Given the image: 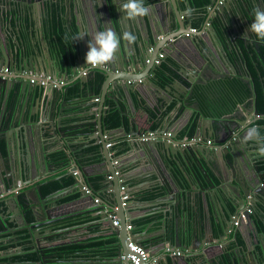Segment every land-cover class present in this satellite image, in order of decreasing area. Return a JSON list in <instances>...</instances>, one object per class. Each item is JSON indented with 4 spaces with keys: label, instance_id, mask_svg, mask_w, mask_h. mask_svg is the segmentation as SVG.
Masks as SVG:
<instances>
[{
    "label": "crops",
    "instance_id": "obj_1",
    "mask_svg": "<svg viewBox=\"0 0 264 264\" xmlns=\"http://www.w3.org/2000/svg\"><path fill=\"white\" fill-rule=\"evenodd\" d=\"M244 1L249 6H256V2H254L255 0ZM125 2H127V0H119L120 5ZM154 2L155 1L153 0H144L145 6L149 8V13L143 17L149 28V35H151L153 40L158 35L163 36V33H160L158 29H156L155 24L161 19L165 11L164 7L159 5H155L153 8H150V5ZM225 2H227V0H225ZM90 3L91 1L87 0L86 6L85 4H82L79 7L70 4V8H68V6H64L63 4L54 5L52 16L55 18L54 20H59V27L61 31H63L67 38L70 39V42L66 41L65 44L61 46V48H58L57 44L52 39V36L54 35L53 31L51 30L52 23L51 18L49 23L45 19L48 16L46 13L45 3H40L42 7L41 14L38 9H36L37 12L34 13L35 20H44L43 26L46 35L43 37V35L38 33V31H35L33 38L28 40L29 44L27 43V50L30 52H33V50H38L39 55H36V57H38L39 61H41L42 53L44 52L42 44L50 42L52 46L51 53L55 59H58L61 70L59 72H52L50 68L46 72L40 71L39 74L47 76L51 79L65 82V86L68 87V93L64 95L63 99V101H65L64 106L66 111L64 114H62V119L65 118V120H67H63L64 125L61 129L63 132L67 131L64 132L66 136L64 140L59 136H57V138L51 136L50 129H46L47 132L43 135V137H39L38 140L35 139L33 141V138H31L32 128H29L27 131L22 129V131L19 132V136L21 138L23 137V139L30 144L31 159H34L36 168H42V156H44V160L48 164L55 161V159H53L55 155L62 154L64 157V152L62 150L63 148L68 149V147H71L74 155L77 156V162L81 165L82 169L86 173L89 182L93 184L96 193L111 204L114 203V196L112 192L109 191L105 185L102 186L99 184L100 181H103V179H106L108 176L104 177L101 176V174L109 171L120 172L121 177L119 183L126 187V192L130 196V199L127 201V203L130 204L129 212L132 219H127V223L131 224L133 221L146 220L144 225L138 228V232L134 227H132L134 233L133 239H137L139 242H141L143 246H145V249L149 246L152 247V257H150L152 260L151 264H160V262L161 264H167L165 262V258L167 259L168 264H172L174 262L173 258L176 256H173L169 251L174 250H179L180 252L184 253V255L179 256L181 257V260H179L178 264L260 263L261 260L257 261L255 253L257 254V252L261 250V246L264 245V237H259V235H257L256 242H253L251 237L247 238L246 235L247 232L250 233L249 227H246L244 224L239 227H235L233 220V223H231L230 227H227V231L224 233L222 231L223 227L221 226L220 206L214 191L207 189V184L202 185V187H197V184L192 182V185L195 188L194 194H192L190 188L187 187L185 183L182 185V187L179 185L178 180L183 181V176H186L190 179L192 178L193 174L191 173V169L192 171H199L198 164L196 163L198 160L204 167V170L209 174L214 186L216 187L217 193L223 197V193L218 188V178L214 177L217 176L216 170L209 162H207V159L203 160L204 157L201 153L198 151L194 152L193 150H189L187 151L186 157H182L181 155L178 156V161L181 165V167H178L172 161L168 162L163 155H160V159L157 158V155H149L146 146H141L138 140H132L137 137L132 133L133 130L137 133L135 127L124 128V126H120L113 129H108L105 127L102 120V127H104V130L100 136L98 126L95 123L97 121V108L96 106H86L87 104L95 101L94 99H90L88 93L80 91V84L73 82L75 75H73V72L71 71V69L74 67L73 61L77 58V51H79L81 48L88 51L89 49L87 45L92 40V36H94L93 29L90 23L87 21L96 20ZM194 3L195 6L192 4L190 11L183 10L181 18L183 19L186 26V32H188L190 28H196L197 33L190 35L189 37H185L174 44L167 45V48H163L162 53L164 54V59L162 61L166 62V60H168L173 62L175 69L181 68L183 65L184 73L194 75L193 77L198 80L197 82L204 80V73H208L209 71V74L211 71H221V74L223 73L225 77L245 76L250 78L251 75L249 71V65L255 68L252 54L253 52L256 54V49H254V47L249 44L251 39H247L244 36L235 33L237 30H234L233 23L229 19V15L226 11L224 14L221 13V18L226 22V26L224 28H222L216 12H214L211 17L207 19V15H210L212 10L210 6H208L209 0L203 1V3L200 5H197L195 1ZM33 4L39 5V3L35 2ZM258 5L259 3L257 6ZM32 6L33 5H30L29 3L25 4L22 13V18L24 20H30L31 14L34 11ZM0 7L3 6L0 4ZM230 11H233L232 13L234 15L235 9L233 6L230 7ZM123 16L124 13L121 18L123 29L125 31L132 32L135 29V21L123 20ZM66 20H68V22L69 20L86 21L84 22V27H81L80 25L78 26L80 31H78L77 25L74 21L71 24V28L74 31L69 33L66 27L68 23ZM236 20L238 26L240 23V25L245 28L246 24L244 22L242 23L238 17ZM193 22L196 23L197 26H195V24L193 25ZM38 26L42 27L39 24L37 27ZM37 27L35 26V28ZM99 31H103L101 26L99 27ZM81 33H86L87 35H85L83 39H75ZM169 37H171V34L165 38ZM135 46L137 50L140 49L139 44L136 43ZM119 47L121 51H123L124 47L121 44ZM15 53L16 51H12L11 55L15 57ZM245 55L246 57H244ZM14 62L16 61L14 60ZM64 62L67 63L66 77L63 75L65 72V69L63 68ZM82 64L86 65V63ZM2 67H8L11 71V76H22L23 69L17 63H13V66L10 64L3 65ZM106 67L108 70L109 64L106 65ZM91 69L92 67L90 65H86L85 68L81 69L80 74L82 75L84 72H87ZM138 69L139 71L143 72L142 65H140ZM127 71H129V68L125 69V72ZM28 74L35 73L27 70V73L24 75L28 76ZM150 76L153 78V73H151ZM183 79H185V77ZM16 81L20 82L21 80L18 78ZM169 82L170 80H168L167 83L158 82L161 86H158L159 88L153 86L152 84V86L145 85L139 88V86H137L138 83H136L137 85L134 86L130 92L126 90L128 93L127 95L120 93L119 97L115 101L109 99L106 100L104 109L107 113L110 110L109 106H114L115 108H117L119 105L123 106L124 109L121 110L122 114L131 119V117H133L139 111V107H137V101L141 100L143 108L147 111L148 116L153 118L154 125L158 124L155 125L157 127L156 129L160 128V124H164L165 130L177 135L178 142L183 143L185 141H191V139L194 138L202 142L192 144H202L206 147L213 146V150L224 146V144H218L219 142L217 140L221 139L216 137V135H212L211 130L202 131V133L206 134L205 137L201 134V131H199L200 128L197 127V123L200 122L201 118H199L197 113L192 112L187 108L182 106L179 107L176 104H171L167 107L165 105V110H160L159 115L156 114L157 112L154 111V109H158L159 104L162 102L161 97H169L170 91H165V87L169 84ZM182 83L184 84V82ZM15 89L19 91L20 86L16 85ZM73 89H76V91H72L71 93V90ZM115 90L116 89H114L112 86L108 89V92L113 95L112 92H115ZM182 90L185 89L182 87ZM100 93L101 91H99V94L96 95L99 96ZM133 93H136L137 96L135 97ZM16 95L17 94L13 95V97H16ZM36 98H38V95ZM23 100L24 95H22L20 99V108L22 106ZM37 100L31 98L28 101L26 112H28L29 109L35 105L32 110L35 112L37 111V119L40 118L42 114H44L46 122L49 123V117L51 116L52 118V116L55 115V110L51 108V103L53 102L54 104L55 102L53 101L52 94L49 93V97H43L39 101ZM1 102L2 99H0V104ZM59 102H57V105ZM131 105L133 107H131ZM253 109L254 103H249L244 108V110H239L237 112L236 117L233 119L225 118L223 123L226 124L230 121L237 122L242 120L244 116L248 115L249 112L250 114L247 118H249V120L256 119L252 113ZM69 119H74V121H70ZM214 122L217 121L214 120L212 123ZM189 129H192L191 134H189ZM262 134L263 132L261 135ZM16 137L17 136H14V139ZM100 140L105 141L106 144H112V146L109 148L110 150L107 152L108 162H106L102 156ZM207 140L211 141L212 145L208 146L204 144ZM65 143L69 146L65 145ZM133 143L136 145L133 146ZM249 148H251V145L248 143L246 149L248 150ZM238 152L246 157V151L244 148H238ZM250 153L252 154L253 152L250 151ZM193 155L195 156V159L192 158ZM28 157H30V155H24V153L20 154L19 147L14 145L12 152L10 154L7 153L4 159L5 163L0 166V171L2 172L7 170V173L4 174V176L8 177L7 175L10 174L11 169H13V172H16L19 176L20 172L18 165L19 163H22L23 167H26L28 163ZM66 162L67 165H69L68 161ZM114 162H116V164H114ZM167 170L170 171V173H168ZM73 171L79 175L77 169ZM23 172L26 174L24 168ZM199 174L201 175L200 172ZM232 184L234 185V182H232L230 179L225 187V190L229 195H233L234 193V187ZM17 185L22 191L29 187V185L21 184V181H18ZM155 189H162L164 194L152 200L142 199L146 193H149V191H153ZM74 192L77 191L68 189L64 191L62 195L56 200H47L45 206L48 208L49 212H53L51 211V204L54 202H57L58 204H64L61 205L59 211L73 213L74 215L71 216V218L86 215L93 217L96 212L102 210L101 208L92 209V204L89 200H82L79 202H75V199L68 202L61 201L63 198L73 194ZM10 193L11 192H6L4 186L0 185V207L4 205V198ZM260 207L262 208L264 206L260 205ZM104 212L105 214L113 213V211L108 208H104ZM229 212L230 218L237 215V212L233 211L232 208H229ZM97 223L101 224L100 221H98L91 223L89 226L95 227L98 225ZM209 229H211L212 237L209 234ZM187 230L191 232L197 231V240L185 237ZM74 232H68V236H72ZM175 232H178L179 234L178 242L180 246L171 249L169 242H173ZM204 233H207L206 238L204 237ZM57 237L60 238L59 236ZM57 237H55V239H58ZM238 237L243 243L242 245L237 243L236 239ZM11 238L12 236L9 235V231L2 232L0 230V262H4L8 259L7 257H4V254L15 252L16 250L13 248L16 241H11ZM182 259H185V261Z\"/></svg>",
    "mask_w": 264,
    "mask_h": 264
},
{
    "label": "water",
    "instance_id": "obj_2",
    "mask_svg": "<svg viewBox=\"0 0 264 264\" xmlns=\"http://www.w3.org/2000/svg\"><path fill=\"white\" fill-rule=\"evenodd\" d=\"M92 11L96 20H87L92 29L93 34L99 31V27L103 28V31L107 28H112L116 34L121 38V45L124 47L123 51H121L120 47L117 49L116 59L114 62L109 63L108 70H102L101 68H92L91 70L85 72V75H81L80 71L82 68H85L86 65L82 63H86V53L88 51L83 50L82 48L77 51V58L73 61L74 67L71 69L73 75H75V79L73 82L76 84H80L81 92L88 93L90 99H98L96 102H91L87 104V107L96 106L97 108V121L95 122L98 126L100 136L104 127H102V120L104 119L106 110L104 109L106 100L115 101L120 93L123 95H127L128 92L132 90L134 86H136L138 80H142V83H138L137 86L139 88L143 86L153 85L157 88L161 87L159 81L151 78L150 74L153 73L157 66L154 65V61L157 59L158 55L162 53L163 48H167V45H171L176 43L179 40L185 38L186 26L184 24L182 17L183 10L190 11L193 6H195L194 0H155L153 4L150 5V8H153L155 5H159L164 7V13L160 20L156 22V29L160 33H163L162 40L158 39V36L153 40L151 35H149V28L145 21V19L139 18L135 21V29L132 33L137 37L134 44H128L127 41L123 40L122 34L125 31L122 26V15L123 12L120 10L121 5L119 0H90ZM0 4L3 7H0V67L3 65L13 66V63L19 64V66L23 69L22 76H9L8 79L0 78V99L2 102L0 104L3 106L2 112H0V144L4 146V151L10 153L13 150L14 145H17L20 150V154L24 153L28 156V163L26 167L19 163L18 168L20 175L16 172L13 175L8 174V177H5L7 170L0 171V185L4 186L6 192H11L4 199V205L0 207V230L2 232L9 231V235L12 236L11 241H17L18 238H24L26 242L29 244H34L32 246V252L36 254L37 259L29 260L25 256V251L22 250L21 247H17L15 252L6 253L4 257L8 258L4 262H0V264H53L52 261H47L46 256H44L42 247L43 244L40 240L45 239L46 237L56 236L61 231H46L40 232V228L52 224L57 221L65 220L71 218L73 213H65L59 211L61 205L57 202L51 204V211L55 212V214L50 215L48 208L45 206L47 200H56L62 194V192L51 193L48 196H43L41 192V186L47 185L49 182L61 180L64 177H70L73 180L72 188L75 189L79 196L75 199V202H79L82 200H89L92 204V209L101 208V211H98L94 214L93 217H97L101 224H105V226L113 232V234L117 237L119 243V249L116 251L115 255L117 256L116 261L119 264H122L119 259L120 254L122 253L124 256L128 253V242L127 237L130 238L131 242L138 244L140 247L145 248L141 242L137 239H133L134 233L133 230L126 231V226L131 225L127 223V219H132L129 212L130 204L127 202L123 205L122 196L120 192V187L122 186L119 183L121 173L118 172L117 177H112L114 171H109L101 176H111V180H107L104 178L103 181H100L99 184L107 187L109 191L112 192L114 196V203H108L104 198L96 193L94 190L93 184L89 182L86 173L82 169L81 165L77 162V156L74 155L71 147L68 149L63 148L65 160L68 161L69 166L71 167L68 171H66L63 175L59 177H55L50 181H46L44 184H38L34 187V183L39 182L35 177L39 174V169L36 168V164L34 159H31L30 154V144L27 143L26 140L19 136V132L24 130H29L32 128L31 138L33 140H38L39 137H43V135L47 132L46 129H50V135L53 137L59 136L61 139H65V133L67 131H62V127L64 125L62 119V114L66 111L65 109V101L64 95L68 93V87L65 86V82L57 87H40L38 84H31L28 82L30 76H25L27 70L32 71V73L39 74L40 71L46 72L51 68L52 72L60 71L61 66L58 62V59L53 57L51 51L52 46L51 43L47 42L46 44H42V48H44V52L42 53V60L39 61L36 55H39L38 50H33V52L28 51L27 43L28 40L33 38L35 31H38L43 37L46 35L44 29V20H35L34 13L37 12L36 9L39 10L40 14L42 13V7L40 3H45L46 13L48 16L45 18L49 23L50 18L53 15L54 5L55 4H63L64 6H68L70 8V4L73 6L79 7L80 5H87V0H0ZM39 3V5H35L33 3ZM256 6H250L245 3L244 0H227L221 5H218L217 0H209L208 6H210L211 13L207 15V19L211 17V15L216 12L222 28L226 26V22L221 18V13L224 14L226 11L229 15V19L233 23L234 30H237L235 33L241 35V31L244 30L241 28L242 25L239 26L236 23L237 17L240 21L249 25V29H247L248 35L247 39H251L249 44H251L254 49H256V54L260 55L261 50L260 47L264 46L255 34H252L250 30V24L254 22V11L257 7L261 10H264V0H255ZM26 3L33 5V15L31 14L30 20H24L22 18L23 9ZM259 5L257 6V4ZM234 7L235 12L233 15V11H230V7ZM87 8V7H86ZM237 14V15H236ZM236 15V16H235ZM235 16V17H234ZM75 21L77 25L78 31H80L79 25L84 27V22L86 20H69L67 23V31L72 33L74 31L71 28V24ZM251 22V23H250ZM41 25L42 27L37 25ZM35 26L37 28H35ZM241 29V30H240ZM225 31V30H224ZM171 34V37H167ZM52 39L56 42V36L53 35ZM194 39V38H193ZM172 40V42H171ZM194 42V41H193ZM140 45V49L137 50L135 44ZM29 44V43H28ZM69 45V44H67ZM133 46V47H132ZM12 51H16L15 57H13ZM14 60L16 62H14ZM8 61V62H7ZM241 61V59H240ZM162 62V61H161ZM62 64V63H61ZM181 64V63H180ZM143 66V72L139 71L138 67ZM182 65V64H181ZM63 68L65 72L63 75L67 76V63H63ZM129 68V71L125 72V69ZM98 72L103 80L100 85V95L97 96L92 89L91 86H86L88 82H92L94 80L95 74ZM210 72V71H209ZM209 72L204 73V80L202 83H207L209 81L221 79L224 75L220 72ZM57 73V72H55ZM194 75L185 74L183 65L181 68L174 69V75L171 77L169 84L165 87V91H170L169 97L166 98L164 96L161 97L162 102L159 104L158 109L155 108L157 115H159L160 110H165L164 107L166 105L170 106L171 104H176L179 107L187 108L188 110L195 112L198 114L200 122L197 123V127L200 128L201 134L205 137L206 134L202 133V131L211 130L212 135H216L221 140H217L222 146L219 149L213 150L212 147H206L202 144H192L193 141H185L183 143L177 141V135L165 130L164 124H160V128L156 130H147L143 134L136 133L133 130V134L137 136L135 139L138 140L141 146H146L148 149V154L157 155V158L160 159V155H163L165 159L170 162L172 161L178 167H181L178 156H185L187 151L193 150L194 152L198 151L204 157L203 160L207 159V162L211 164L213 168L216 170L215 178H218V188L223 193V197H221L216 190V187L213 184L209 174L204 170V167L197 160L199 171H192V178H187L183 176V181L178 180L179 185L182 187L184 183L187 187L190 188L192 194H194L195 188L192 185V182L197 184V187H202V185H208L207 189L213 190L214 194H216V199L219 202L220 206V215H221V226L223 227V232L227 231V227H230L231 223H233L232 218H230L229 208H232L233 211L237 212V215H244V220L239 219L238 224L235 227H239L241 225H245L249 227L250 223L254 221L257 214L260 215L264 219V212L262 211L260 205L264 206V184L263 177L259 173V167L256 165L253 155H258V147L262 144L264 140L260 135L258 138L252 141H245L244 137L247 133V130L254 124L259 116L258 112L253 109V115L256 119H253L251 122L246 124V121H249L248 115L244 116L242 120H239L236 123L235 129L232 126V122H228L226 124L223 123L225 118H231L237 116V112L239 110H244L245 103L238 104L233 111L229 114L217 118L212 119L206 117L199 109L196 103L190 101V95L193 90V86L197 83ZM53 77V76H52ZM185 77V79H183ZM237 77V76H235ZM20 79V82H17L16 79ZM202 78V77H201ZM217 78V79H215ZM238 78V77H237ZM243 82H249V79L245 76L239 77ZM153 80V81H152ZM264 82V78L262 79ZM128 82H132L129 84ZM184 82V84L182 83ZM124 83V84H123ZM19 85L20 90L17 91L15 86ZM151 85V86H152ZM114 87L115 92H108V89ZM159 86V87H158ZM182 87L185 90H182ZM251 90V96L249 97V102L253 104V94H252V86L249 85ZM20 92V94H19ZM49 93L53 96V102L51 103V108L55 110V115L49 117V123L46 122L45 115L42 114L40 118L37 119V111L32 110L34 107L30 108L28 112H26L28 101L31 98L39 101L43 97H49ZM16 97H13V95ZM19 95V96H18ZM24 95V100L21 108L19 107L21 96ZM38 95V98L36 96ZM44 95V96H43ZM61 100V101H60ZM60 101V102H59ZM148 101V100H147ZM57 102L59 104L57 105ZM3 104V105H2ZM62 104V105H61ZM131 107H133L131 105ZM52 113V111H51ZM134 115V114H133ZM160 117V116H159ZM133 118V117H131ZM67 119V118H66ZM214 120L217 122L212 123ZM16 123V124H15ZM165 130V131H163ZM135 132V133H134ZM163 133V134H162ZM170 134L169 137L165 136V134ZM14 136H17L14 139ZM99 136V138H100ZM194 139V138H193ZM248 143L251 145V149L248 150L246 147ZM108 144V143H107ZM105 141L100 140V146L102 150V156L106 162H108L107 152L110 150L106 145ZM185 146L182 147L181 145ZM65 145L69 146L65 143ZM133 146L136 144L133 143ZM244 148L246 151V157L241 155L238 152V148ZM107 148V149H105ZM253 150V151H251ZM253 152L252 154L250 153ZM190 156V155H189ZM190 158V157H189ZM195 159V156L193 157ZM5 157H3L0 150V166H2ZM26 159V158H25ZM31 160V161H30ZM42 179L48 178L46 173H50V169L47 167V163L44 160V156H42ZM30 161V162H29ZM260 163L264 162V157H260L258 159ZM162 162V161H161ZM50 163H48L49 165ZM53 162H51V165ZM163 164V163H162ZM23 168L26 171V174L23 172ZM68 168V167H66ZM77 169L79 175L73 176V170ZM168 171V170H167ZM201 173V175L199 174ZM170 173V171H168ZM232 180L234 182V193L233 195L227 194L225 187L227 183ZM8 182H7V181ZM21 181V184L29 185L27 189L20 192V188H18L17 182ZM84 189L90 191V193H86ZM31 192H34L35 195H30ZM21 195L23 198L21 199ZM98 199L100 204H95L94 200ZM224 199V200H223ZM21 200L25 203L29 202L30 206L29 210L31 211L32 221H28L24 215L23 209L21 207ZM37 201V202H36ZM35 202V203H34ZM248 203V205H247ZM104 208H108L116 214L117 219L119 221V228L113 226L112 221L108 218L107 214L104 212ZM250 211V214L247 212ZM51 212V213H53ZM19 233L21 235H19ZM209 234L212 237L211 229H209ZM198 232H191L189 230L186 231L185 237L193 238L197 240ZM247 238L250 237V233L247 232ZM259 237H264L263 233H258ZM204 237H207V233H204ZM179 234L178 232L174 233L173 242H169L170 248L179 247L180 244L178 242ZM236 239V238H234ZM16 245L18 243H15ZM18 246V245H17ZM252 247V246H251ZM151 246L146 247V250L152 257ZM243 250V249H241ZM239 250V251H241ZM206 253V252H205ZM24 255L20 257V255ZM17 256L20 259H11L12 257ZM257 261L261 260L260 263L256 264H264V245L261 246V250L255 253ZM174 262L172 264H178L181 257H174ZM185 261V259H182ZM152 261V260H151ZM165 262L168 264L167 259L165 258ZM235 262V261H233ZM161 264V262H160ZM235 264V263H234Z\"/></svg>",
    "mask_w": 264,
    "mask_h": 264
},
{
    "label": "trees",
    "instance_id": "obj_3",
    "mask_svg": "<svg viewBox=\"0 0 264 264\" xmlns=\"http://www.w3.org/2000/svg\"><path fill=\"white\" fill-rule=\"evenodd\" d=\"M155 1V0H153ZM197 5H200L205 0H194ZM149 3L148 1H146ZM55 18L51 17V30L53 34L56 36V44L58 48H61L62 45L65 44L66 41L70 42V39L67 38L65 33L61 31L59 27V23L54 20ZM197 26L196 23L193 22V25ZM196 29V28H194ZM72 51V50H71ZM246 57V55L244 56ZM253 58V57H252ZM256 59V60H255ZM259 62L261 68L258 70V65L255 62ZM254 66L249 65L250 67V75L252 78V94H253V103L254 109L258 112L261 117L256 125L264 126V82L262 81L264 77V47H261L260 55H256L253 59ZM175 65L173 62L166 60V62H161L157 69L153 72V79L159 81L160 83H167L168 80L174 75ZM103 78L102 76L96 72L94 80L92 82H88L86 86H91L94 90L95 94H99L100 85ZM76 91V89L71 90ZM136 97V93H133ZM251 96V90L249 85L243 82L240 78L237 77H226L222 79H217L213 81H209L207 83H197L193 86L192 93L190 95V101L197 104L200 111L208 118L217 119L221 118L227 114H229L233 109L240 103H245L247 99ZM112 105V104H110ZM110 110L106 113L103 124L108 129H113L116 127L124 126V128H133L142 133L148 129L155 130L157 127L154 125L153 118L148 116L147 111L143 108L142 101H137V107H139V111L137 114L133 116V118L129 119L125 115L122 114L124 109L123 106H118L115 108L114 106H109ZM147 116V117H146ZM70 121H74V119H69ZM67 121V120H65ZM192 129H189V134H191ZM263 131H261L262 133ZM54 173L55 175H63L65 172L66 160L62 156V154L55 155L54 158ZM59 166V167H58ZM259 170L263 177L264 184V162L261 163ZM72 186V178L64 177L61 180L50 182L47 186L43 187V194H48L53 191H61L67 189ZM164 194L162 189H155L153 191H149L146 193L142 199H156ZM78 192H74L73 194L63 198L61 201L68 202L76 199L78 197ZM23 203V212L28 221H32L31 211L29 207L22 201ZM264 212V207L261 208ZM99 219L97 217H89L86 216H78L73 218H68L61 223H64V226H82L84 223L90 225L91 223L98 222ZM146 220L133 221L131 222V226L136 229L138 232V228L144 225ZM98 224V223H97ZM250 237L253 242H256V236L258 233H264V223L263 218L257 214L254 221H252L249 225ZM79 234V242L80 243H70L65 244L64 246H56L53 249H50L53 252L56 258L61 256V252L75 253L70 256H79V260H82V256L87 254L89 251L92 254H97L103 258H114L116 255V251L119 249V243L117 237L113 234L111 230H109L105 224H98L97 226H88L87 232H83L82 230H78L75 234ZM237 243L242 245L240 238L238 237ZM20 245L25 246L24 249L27 250L26 257L29 260L37 259L36 254L34 252H30L29 245L26 242L21 243ZM48 250V251H50ZM73 256V257H74ZM16 259H20L17 257ZM72 264V262L67 263Z\"/></svg>",
    "mask_w": 264,
    "mask_h": 264
},
{
    "label": "flooded vegetation",
    "instance_id": "obj_4",
    "mask_svg": "<svg viewBox=\"0 0 264 264\" xmlns=\"http://www.w3.org/2000/svg\"><path fill=\"white\" fill-rule=\"evenodd\" d=\"M249 8H250V6H249ZM251 9V8H250ZM58 23H59V20H56ZM66 22H68V20H66ZM251 23V22H250ZM249 27V25L248 24H246L245 25V28H243V27H241L243 30H244V32L243 31H241V35L242 36H244L245 38H249V37H247V35H248V33L249 32H247V29H249L248 28ZM241 30V29H240ZM261 42V41H260ZM262 44H264V41H262L261 42ZM262 47H264V46H262ZM247 48L249 49V47L247 46ZM242 50V49H241ZM260 50H261V47H260ZM252 51H253V49H252ZM255 53L253 52V54H252V57L254 58V57H256L255 55H257V54H255ZM259 56V55H258ZM256 60V59H255ZM256 63H257V65H258V70L261 68V65H259L258 63L259 62H257V61H255ZM176 70V69H175ZM233 77H235V76H233ZM238 77V76H237ZM222 78H226L225 76H223ZM221 78V79H222ZM239 78V77H238ZM248 78V77H247ZM264 78V77H263ZM249 79V82H247V84L248 85H251L252 86V78H251V76H250V78H248ZM249 99V98H248ZM247 99V101L245 102V106H247L250 102H249V100ZM2 109H3V106H1V108H0V112H2ZM261 117H258L257 118V120H256V122L260 119ZM253 119H251V120H249V121H246V124H248L249 122H251ZM230 122H232V121H230ZM256 122L254 123V124H252L251 126H258V125H256ZM232 124V126L231 127H233L234 129H235V127H236V123L235 122H232L231 123ZM259 127V131H260V136L264 139V126H258ZM261 131H263V134L261 135ZM262 144H264V140L262 141ZM210 147H213V146H210ZM251 149V148H250ZM0 150H1V153H2V155H3V157H6V152L4 151V146L3 145H1L0 144ZM251 151H253V150H251ZM12 151H10V153H11ZM254 152V151H253ZM9 153V154H10ZM253 158H254V160H255V163H256V165L258 166V167H260L261 166V163L258 161V159H260V156H258V155H253L252 156ZM54 163H55V161H53V164L51 165V163L48 165L47 164V167H48V169H50V173L48 174V173H46V175L45 176H47L48 178H45V179H42V175H41V173H42V170H44L43 169V167L42 168H40L39 169V174H37V176L35 175V177L38 179V181L39 182H37V183H34V187L36 186V185H38V184H44L46 181H50V180H52V179H54L55 177H59V176H61V175H55V173H54V170H53V168H54ZM1 165V164H0ZM59 167V166H58ZM65 167H68V168H65L66 170H65V172L66 171H68L71 167L69 166V165H67V162H66V165H65ZM42 169V170H41ZM64 172V173H65ZM13 169H11V175H13ZM74 171L72 172V175L73 176H75L74 174ZM259 173L261 174V172H260V170H259ZM77 175V174H76ZM261 176H262V174H261ZM50 183V182H49ZM48 183V184H49ZM47 184V185H48ZM47 185H42L41 186V192H42V189H43V187H45V186H47ZM72 185H73V180H72ZM20 187V186H19ZM68 189H73L72 188V186L71 187H69V188H67V189H64V190H61V191H53V192H50V193H48V194H43V192H42V195L43 196H48V195H50L51 193H58V192H64V191H66V190H68ZM73 190H75V189H73ZM24 191V190H23ZM76 191V190H75ZM20 192H22V190L20 191ZM30 195H35L34 194V192H31L30 193ZM62 195V194H61ZM23 198V196L21 195V199ZM22 201L23 200H21V207H22V209H23V203H22ZM24 202V201H23ZM37 202V201H36ZM25 203V202H24ZM35 203V202H34ZM27 206H30L29 204V202H26L25 203ZM53 214H55V213H51L50 212V215H53ZM61 221H63V220H61ZM61 221H57V222H54V223H52V224H49V225H47V226H44V227H42V228H40V232L42 233V232H46V231H51V232H53V231H61L62 233H59L58 235H56V236H50V237H46L45 239H43V240H40L41 241V243L43 244V246L42 247H45V249H43V253H44V256H46V258H47V261H54L53 262V264H67V263H70V262H72V264H119V262H117L116 261V258H117V256H115L114 258H103V257H101V256H99V255H97V254H92L94 251H92V252H88L87 254H85V255H83L82 256V260L80 261L79 259V256L78 257H75L74 255V257L73 256H70L71 254H75V253H68V252H61V256L60 257H58V258H56L55 256H54V254L53 253H50V252H53V251H51L50 249H53L54 247H56V246H60V247H62V246H64L65 244H70V243H80L79 242V234L78 233H76L75 234V232L76 231H78V230H82L83 232L85 231V232H87V230H88V224L87 223H84V225H82V226H78V227H76V226H71V227H67V226H64V223H61ZM71 231H75L74 232V234L71 236V235H69L68 236V234L69 233H71ZM69 232V233H68ZM262 233V232H261ZM260 233V234H261ZM19 235H21L20 233H19ZM63 235V236H62ZM57 236H59L60 238H58ZM62 236V237H61ZM55 237H57L58 239H55ZM23 242H26L25 241V239L24 238H18L17 239V241H16V243H18L17 245L15 244V246L13 247L14 249H16L17 247H21L22 248V250L23 251H25L26 253H25V256H26V254H27V250H25L24 249V247L25 246H22V245H20L21 243H23ZM27 243V245H29V247H30V249H29V251L30 252H32V246L34 247V244L32 243V244H29L28 242H26ZM12 248V249H13ZM48 250H50V251H48ZM24 255L22 254V255H20V257H23ZM17 258V256H14V257H12L11 259H13V260H15Z\"/></svg>",
    "mask_w": 264,
    "mask_h": 264
},
{
    "label": "clouds",
    "instance_id": "obj_5",
    "mask_svg": "<svg viewBox=\"0 0 264 264\" xmlns=\"http://www.w3.org/2000/svg\"><path fill=\"white\" fill-rule=\"evenodd\" d=\"M120 10L124 13L123 20L137 21L139 18L149 13V8L145 6L144 0H127L121 5ZM252 34H255L258 40L264 41V10L257 7L254 11V22L250 24ZM86 33H81L75 39H83ZM123 40L128 44H134L137 37L130 31H124ZM121 43V38L112 28L104 31H98L92 36L88 43V52L86 53V64L92 68H103L116 59L117 49ZM260 131L256 127L247 130L244 137L245 141H252L258 138ZM258 156L264 157V144L258 147Z\"/></svg>",
    "mask_w": 264,
    "mask_h": 264
},
{
    "label": "built area",
    "instance_id": "obj_6",
    "mask_svg": "<svg viewBox=\"0 0 264 264\" xmlns=\"http://www.w3.org/2000/svg\"><path fill=\"white\" fill-rule=\"evenodd\" d=\"M225 2V0H217L218 5H221ZM197 30L194 28H190L188 32L185 33V37H189L190 35L196 34ZM163 36H158L159 40H162ZM172 42V40H171ZM164 59V54L160 53L157 57V59L154 61V65L155 66H159L161 61ZM102 70H107V67H103L101 68ZM86 73L84 72L83 75H85ZM9 76H11V71L8 67H0V78L1 79H8ZM29 77V83L31 84H38L39 86L42 87H57L58 85H61L63 82L56 80V79H51L47 76H43V75H35V74H28ZM129 84H132V82H128ZM137 83H142V80H138ZM94 101H98V99H94ZM165 136L169 137L170 134H165ZM191 141H193V143H200L202 141L200 140H196V139H191ZM197 141V142H196ZM204 144L210 146L212 145L211 141L207 140ZM108 148H110L112 146L111 143H108L106 145ZM182 147H184L185 145L182 144ZM114 164H116V162H114ZM76 176V172L73 173ZM117 177L118 176V172H114L112 174V177ZM111 176H108L107 179L111 180L112 178ZM86 193H90L89 190L84 189ZM120 192L121 194H123L122 196V201L124 202L123 205H125V203L130 199V196L127 194L126 192V187L121 186L120 187ZM95 204H99V200L95 199L94 200ZM247 212L250 214V211L247 210ZM108 218L112 221V224L114 227L119 228V221L116 217L115 214L113 213H108L107 214ZM239 219L244 220V215L240 214V215H235L232 217V220L234 221V225L236 226L238 224ZM132 230V226L131 225H127L126 226V231H130ZM127 242H128V253L127 255H123L122 253L119 256V259L121 260L122 264H151V259L149 256L148 251L143 248L140 247L138 244L131 242L130 238L127 237ZM171 252V254L173 256L179 257L181 255H184L183 252H180L179 250H174V251H169Z\"/></svg>",
    "mask_w": 264,
    "mask_h": 264
}]
</instances>
